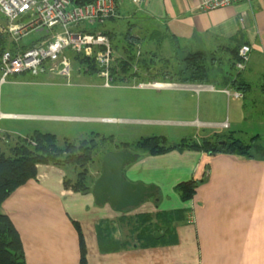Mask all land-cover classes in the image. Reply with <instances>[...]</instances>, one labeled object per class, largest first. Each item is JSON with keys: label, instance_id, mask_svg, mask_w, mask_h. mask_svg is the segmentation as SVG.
Here are the masks:
<instances>
[{"label": "crops", "instance_id": "1", "mask_svg": "<svg viewBox=\"0 0 264 264\" xmlns=\"http://www.w3.org/2000/svg\"><path fill=\"white\" fill-rule=\"evenodd\" d=\"M118 10L115 19L108 21L112 24L107 22L104 26L111 33L113 44L117 37L115 24L120 23L123 12L127 31L136 37V44H143L144 52L154 61L165 56L157 57L159 52L167 55L165 49L185 54L205 52L212 57L211 64H215L214 54L226 52L231 65L234 58L230 50L249 46L245 68L237 69L240 75H236L250 85L247 91L220 79L203 85L183 82V78L178 81L177 77H165L167 72L156 62L152 66L146 64L140 71L120 69L119 74L133 72L145 78L146 81L138 82L133 89L180 96L181 102L176 104L175 110L180 109L184 116L192 114L172 121L184 123L189 129L182 135L183 140L190 135L197 138L199 134L214 139L219 134L230 133L249 140L260 135L259 127L253 125L260 115L256 110L258 99L251 93L254 89L251 76L264 78V0L239 1L213 10L201 9L200 0H147L142 6L124 0ZM6 23V17L0 12V24ZM83 27L92 28L93 25ZM172 53L168 54L169 59ZM151 71L164 75L146 76ZM230 75L222 71L221 77ZM260 86L263 92L264 82ZM236 91L241 96H234ZM198 101L203 119L198 117L201 110H198ZM225 123L227 126H222ZM145 156L162 159L163 166L173 169L172 185L194 178L200 180L210 168L208 179L197 188L194 197L183 201L177 193L182 202L177 209L187 210V213L185 220L177 225L175 243L141 248L105 242L104 232L107 234L110 226L118 227L114 240L129 238L128 227L118 221L127 214L114 209L108 202L97 204L92 193L80 194L65 189L60 167L39 164L38 180H29L20 186L3 204L22 237L27 264H80V236L74 220L85 240L87 264H264V160L192 149ZM142 159L137 158L125 167V173L127 170L130 174L125 177L155 185L161 202L159 187L155 183L147 184L153 181L146 183L139 178V160ZM153 203L151 200L140 205L138 211L150 209ZM154 207L155 212L173 210L162 209L156 204ZM104 221L107 224L102 226ZM109 246L113 249L106 251Z\"/></svg>", "mask_w": 264, "mask_h": 264}, {"label": "rangeland", "instance_id": "2", "mask_svg": "<svg viewBox=\"0 0 264 264\" xmlns=\"http://www.w3.org/2000/svg\"><path fill=\"white\" fill-rule=\"evenodd\" d=\"M123 15L124 13L122 12L119 19L120 23L115 24L117 37L116 39L113 38L115 40L114 44L111 42V45H113V60L109 77L102 75L95 63L94 70L85 67L84 63L80 62V59L74 58L73 54L75 51L70 50V54L67 53L70 63L68 71L62 70L61 67H58V64L54 63V69H51L53 66L51 65L49 69L36 75H32L31 72L18 73L8 77L0 84V146L7 152L17 142V139L28 138L36 130L54 134L59 145H64L68 141L77 143L82 139L89 140V145L92 146L90 147L92 160L87 165L86 184L89 186V192L86 194H93L94 184L102 172V159L107 152L116 150L131 151L138 154L139 158H144V160H139L141 163L138 169L139 178L144 179L146 183L153 181L147 184L155 183L161 190L162 201L158 206L162 209L168 207V209L179 210L177 208L180 207L182 202L178 197L179 194L177 195L179 191L177 190V185L181 182L176 185L171 184L174 177L173 169L163 166L162 159L146 157L145 155L147 154L144 150L136 148L135 144L143 138L151 136L164 137L166 138V143L170 145L179 144L183 141L181 139L182 135H186L189 129L184 123L172 121L191 117L192 114L184 116V114L179 112L180 109L176 108L178 111L175 110L176 104L181 102L179 95L174 97L164 92L156 93L154 91L133 89V87H137L138 82L146 81L145 78L141 74L134 75L133 72L128 75L119 73L120 69H122L120 67L123 65L121 64L122 62L126 64L128 72L140 71L146 64L152 66L156 62L163 71L167 72L165 77H177L178 81H180V78L190 76V71L187 70V63L184 61L187 54L182 51L172 53L173 51L170 52L165 49L167 55L164 52H159L157 57L165 56H162L163 58H155L156 60L154 61L147 52H144L146 49L141 47L143 44L135 43L131 51L134 58L133 60L128 58V54H123L121 50V45L125 42H123V39H125L127 32V26L123 23L126 22L125 15ZM112 18L115 19L113 16L101 21L102 23L96 26L97 31H106L104 26ZM107 24L112 23L108 22ZM92 25L94 26V24ZM85 30L92 29L85 27ZM103 35L106 37L105 34ZM39 36V33L32 32L23 39V43L28 44ZM171 53L173 55L169 59L167 56L171 55ZM82 55L84 56H81L82 58H88L94 60V62L96 60L95 56ZM207 56L205 65L208 69L210 81L225 80V78L221 77L222 71H228L229 73H232L231 71L234 73L239 71L237 66L235 69L231 68L226 52L214 54L215 64H211L212 57L208 54ZM180 72H184V74L178 75ZM242 73L241 77L244 75V72ZM158 75L164 74L151 71L146 76L154 78ZM138 76L141 79H137ZM251 77L252 81H254V89L251 90V93L258 99L256 110L257 114L260 115L255 118L253 123L254 126L259 127L260 132V138L256 139L255 142L264 146V91L262 92L260 86L264 82V78H260V76L255 74ZM257 87L259 88L257 89ZM197 107L199 110V101L197 102ZM200 109L198 117L203 119L202 106ZM199 126L204 127L201 124ZM190 133H194V131ZM225 134L228 135L229 133ZM187 137L189 139L184 140H190V142L194 140L200 142L209 139L201 134L197 138L191 135ZM109 138H112V140ZM243 140L250 142L248 138ZM124 144L128 145L127 148H124ZM257 159L264 160V158ZM208 169L210 168L208 167ZM61 170L63 172V180L66 176L71 178L76 172L70 166L61 168ZM125 174L130 175L127 174V170ZM204 175L205 171L201 179L204 178ZM132 178L129 177L127 179L132 182L138 181ZM31 180H38V174ZM151 200L154 201L153 198H147L141 205L150 203ZM154 205L153 203L150 209L144 211H138L139 207H136L123 210V212L127 214V217L131 218L142 214L153 216L157 213V211H154ZM72 222L74 226L78 223L75 220ZM123 227H126V225ZM116 228L118 227L116 226ZM135 241L136 244L138 243L135 247L144 244L141 240L139 242L131 235L127 246H132Z\"/></svg>", "mask_w": 264, "mask_h": 264}, {"label": "trees", "instance_id": "3", "mask_svg": "<svg viewBox=\"0 0 264 264\" xmlns=\"http://www.w3.org/2000/svg\"><path fill=\"white\" fill-rule=\"evenodd\" d=\"M93 1L95 0H74L73 3L75 5H85ZM125 1H130L138 6L143 5V3L140 4L133 0ZM123 3L124 0L118 3L116 13L113 15L114 17L118 14L119 6ZM92 24H94L91 28L92 30H85L84 27L83 31L89 33L97 32L96 26L100 25V23ZM32 32L39 33L40 36L28 44L23 43V39ZM102 33L108 36L111 42L113 41L110 32L104 31ZM29 34L26 35L22 41L16 43L12 41L9 34L0 32V67L1 56L5 50H11L13 52H16L18 49L25 50L51 36V34H47L46 32L40 30H32ZM135 38L136 37H134L128 30L126 32L125 39H123V41H125L123 44V52L124 54H128V58L132 60L134 56L131 51L133 50L132 46L136 43ZM230 51L234 58L230 66L232 69H235V65L238 61H240L239 48L235 47ZM67 53L70 54V50L67 51ZM73 55L75 59H80V62L84 63L85 67L92 70L95 69L94 60L82 58L84 56L76 52H74ZM207 57L208 56L205 52H188L184 61L187 63V70L190 71V76H184L182 81L200 83L210 82L208 69L205 65ZM121 64H123L120 66L122 68L121 70L125 72L128 71L127 66H125L126 64H124V62ZM17 74H13L11 76ZM230 74V77L225 78V83L237 85V88L244 91L249 89V84H246L244 81L240 80V78H237L240 75V72L236 71V74ZM0 75L1 80V68ZM259 138L260 136L256 135L250 139V142H246L245 140L235 137L233 134L229 133L228 135L219 134L214 139L209 138L200 142L197 140L192 142H190V140H183L179 144L170 145L166 143V138L164 137L151 136L143 138L137 142L135 146L136 148L143 149L146 154L153 155L163 154L172 150L183 151L184 149H192L212 154L237 155L250 160H255L257 158H264V146L255 142V140ZM109 139L112 140V138ZM92 142L94 143V141ZM124 146V148H127L128 145L124 144ZM90 147L92 146L89 145V140L86 139H82L77 143L68 141L64 145H59L54 134L44 133L38 130L32 133L28 138L17 139V142L14 143V145L11 146L7 152H5L0 146V264H27L23 241L12 218L3 208L4 202L16 189L36 177L37 165L39 164H52L60 168H66L68 166H70V168L72 167V170L75 169L76 171L75 175H73L75 177L72 176L70 178L66 176L63 180L64 187L66 189L73 190L74 192L86 194L89 192V186L86 184L88 174L87 165L92 160ZM209 171L210 169L207 168L204 178L200 180L194 178L181 182L177 185V190H179L178 194L183 201H187L194 196L197 188L208 179ZM160 198L161 197L157 191L156 196L153 198L157 206L159 205ZM186 213L187 210L181 209L158 211L153 216L144 214L135 216L134 218L124 216V219H119L118 221L119 223L123 222L122 224L128 227L132 237L139 242L141 240L142 243H144L142 246L138 247L165 246L176 242L177 225L185 220ZM105 224H107V221L102 222L101 225L105 226ZM75 227L80 236V264H87V248L85 240L78 223L75 224ZM115 230L116 226H110L107 234L104 232L103 237L105 238V242L112 241V243H118L119 246H127L131 235L127 240H125V238L114 240L113 235ZM109 236H111V239L108 238ZM137 244L135 241L133 246H137ZM112 249L113 247L109 246L106 248V251H110Z\"/></svg>", "mask_w": 264, "mask_h": 264}, {"label": "built area", "instance_id": "4", "mask_svg": "<svg viewBox=\"0 0 264 264\" xmlns=\"http://www.w3.org/2000/svg\"><path fill=\"white\" fill-rule=\"evenodd\" d=\"M74 0H0V12L7 19L0 24V31L10 35L13 42H20L32 30L44 31L50 37L25 50L16 52L5 50L1 56L2 77L0 84L7 77L31 72L36 75L58 64L68 71L67 50L85 56H95L96 67L101 74L109 77L113 60V46L108 36L102 32L89 33L83 26L110 18L116 13L118 3L123 0H95L85 5H75ZM144 4L147 0H133ZM245 0H200V8L213 10ZM249 1V0H246ZM249 46L239 50L240 61L236 64L242 70L248 61ZM69 75V74H68ZM229 94L230 91H227ZM234 96H241L236 91ZM224 126H227L225 123Z\"/></svg>", "mask_w": 264, "mask_h": 264}, {"label": "water", "instance_id": "5", "mask_svg": "<svg viewBox=\"0 0 264 264\" xmlns=\"http://www.w3.org/2000/svg\"><path fill=\"white\" fill-rule=\"evenodd\" d=\"M139 155L128 150L107 152L102 159V172L94 184L97 204L106 202L116 210L139 207L147 198H154L158 188L143 182H132L125 177V167Z\"/></svg>", "mask_w": 264, "mask_h": 264}]
</instances>
